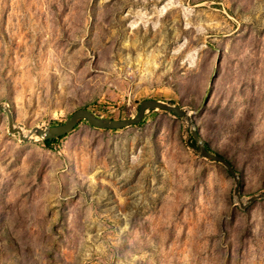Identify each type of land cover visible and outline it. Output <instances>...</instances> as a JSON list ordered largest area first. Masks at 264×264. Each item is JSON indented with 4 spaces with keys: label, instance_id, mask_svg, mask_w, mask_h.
I'll return each instance as SVG.
<instances>
[{
    "label": "rangeland",
    "instance_id": "1",
    "mask_svg": "<svg viewBox=\"0 0 264 264\" xmlns=\"http://www.w3.org/2000/svg\"><path fill=\"white\" fill-rule=\"evenodd\" d=\"M145 100L189 113L241 199L264 193V0H0L16 127L128 120ZM53 140L0 114V264H264V199L240 207L185 119Z\"/></svg>",
    "mask_w": 264,
    "mask_h": 264
},
{
    "label": "water",
    "instance_id": "2",
    "mask_svg": "<svg viewBox=\"0 0 264 264\" xmlns=\"http://www.w3.org/2000/svg\"><path fill=\"white\" fill-rule=\"evenodd\" d=\"M151 111H164L173 114L179 118L186 120L189 128L190 135L195 142V150L204 159L221 164L235 182L234 195L241 199V185L238 174L234 166L228 161L226 157L219 155L218 153L210 151L206 147V143L197 130L194 119L189 113L182 107L170 104L163 100H145L138 108V112L135 117L128 120H114L111 118H102L86 109H78L65 123L59 124L54 127H34L26 135L23 134V130L16 127L14 124L12 111L8 106L0 104V114L6 113L8 119V131L10 134H18L19 139L23 142H27L32 137H36L42 141L57 139L62 136H66L71 133L77 124L85 120L87 123L96 129L102 130H120L131 126L139 125L144 119L145 115ZM264 199V193L252 195L246 201L245 204L239 203L242 209L246 208L250 203Z\"/></svg>",
    "mask_w": 264,
    "mask_h": 264
},
{
    "label": "trees",
    "instance_id": "3",
    "mask_svg": "<svg viewBox=\"0 0 264 264\" xmlns=\"http://www.w3.org/2000/svg\"><path fill=\"white\" fill-rule=\"evenodd\" d=\"M65 136H62V137H59L58 138V140L59 139H62V138H64ZM56 140H46V141H42L43 142V144H44V146L45 147H47V148H49V149H52V143H54ZM206 146H207V144H206ZM207 148L209 149V147L207 146ZM229 161V160H228ZM230 162V161H229ZM231 163V162H230ZM232 164V163H231ZM236 170V169H235Z\"/></svg>",
    "mask_w": 264,
    "mask_h": 264
},
{
    "label": "bare ground",
    "instance_id": "4",
    "mask_svg": "<svg viewBox=\"0 0 264 264\" xmlns=\"http://www.w3.org/2000/svg\"><path fill=\"white\" fill-rule=\"evenodd\" d=\"M23 134L26 135L27 133L23 131ZM236 200H237V202H239V203H243V202H246V201H247V200L245 201V200H243V199H239L238 197H236Z\"/></svg>",
    "mask_w": 264,
    "mask_h": 264
}]
</instances>
